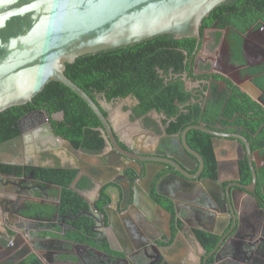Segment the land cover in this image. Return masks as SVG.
<instances>
[{"label":"flooded vegetation","instance_id":"1","mask_svg":"<svg viewBox=\"0 0 264 264\" xmlns=\"http://www.w3.org/2000/svg\"><path fill=\"white\" fill-rule=\"evenodd\" d=\"M263 25L264 23L259 20L242 33L231 26L218 28L216 26V22H214L212 25L205 27L202 30L201 40L199 43L196 41L195 50L192 57L188 61V69L180 74L186 89L190 90L192 95L195 97V99L191 101L196 100L198 102H202L203 104L209 94V87L211 83L216 84L219 91H228L230 88L228 83L229 81L231 85L235 86L240 91L244 93H246L244 90L251 92L254 95L253 98L249 94H246L264 108V88L261 86H264ZM238 40L239 47L236 52L234 46H236ZM213 75H218L221 78L214 80ZM259 79L260 82L258 83ZM131 98L133 97H130V99ZM108 103L110 102H107L104 99L99 100L100 106L106 110V116H108L111 121L109 110L105 107V104L107 105ZM41 111H43V113L33 110L22 116L20 118L21 129L23 131H27L38 123H49L46 112L44 110ZM151 112L147 113V115ZM53 117L61 119L62 115L61 113H56ZM140 118L144 120L143 117ZM130 119L134 120L139 118H131L130 116ZM163 126L165 132V125L163 124ZM115 134L123 148H126L127 144H131L124 143L116 132ZM165 135L169 134L165 133ZM218 145L220 148V155L223 154L224 157L221 158V161H219L218 156L215 154L218 177L216 178L218 179V184H220L219 180L221 181V187H216L215 183H211V180L213 179L201 176L203 168L197 179L183 182L182 180L171 176L170 173L174 171L171 167H167L162 174L156 176L153 181H150L145 190L140 187L139 183L143 180V176L136 175L131 169H126L124 171L125 178L112 179L111 176L110 180H106L109 176V169L103 162L100 155L103 153L107 155L105 153L107 151L105 149L107 144L99 154H90L77 149L80 153L88 155L89 159L97 158V160L100 161V164L92 166L85 164V162L83 163L85 159H80L78 162L76 159L68 157L70 155H66V150L63 149V151L59 152V157L62 159L60 164L63 166L61 169H74L72 165L76 164L77 169H74L76 170L75 177H77L78 174L81 175L80 180L86 183V188L91 187L92 184L94 187L98 188L96 197L93 199L83 197L75 190V192L86 203L87 207L70 214L59 213V193L57 195V201L53 204H50L52 202L50 200L51 198L46 197L47 188L56 185L44 183L34 177L35 170L37 168L50 167L35 166V164H37V160L31 153L25 152L24 155L19 153L17 158L14 157L11 152L1 153L0 215H3V219H1V223L3 224L0 225V228H2L3 231H0V264H18L24 257L23 255L30 250L31 246L22 244V240L16 236L17 232L11 230L10 226H15L17 222H11L7 217L8 213L5 211V208L9 206L13 212L16 211L13 214V217H19V215L28 214L27 208L30 203L45 206L50 205L55 207V211L53 210L51 212L49 218L36 216L38 218L35 217L33 219H38V222H26L24 226L21 225L23 228L17 227L19 229L18 231L24 234V231L29 230V228L33 225L38 226L37 228L42 230L44 229L46 233L49 232L48 230H50V232H54L60 240V236H63L62 239H64L62 241H57L56 245L53 243L54 246L48 244L53 251L46 255L45 264H179L176 260H171L166 258V256H163V253L168 251V247L179 233L178 230L182 225H187V227L189 226L194 231L196 238L204 248V242L207 240L210 241L211 237H216L214 246L209 251L206 250V248L205 251H203L200 249L199 244L195 241V239L193 240L191 236L189 237L188 234L190 233L187 231L180 232L186 235L189 242H191L192 247L196 246L201 250V254L197 258V264L203 263L204 258L207 257L208 254L216 247L221 238L223 241L221 243L218 256L221 264H264V199L260 195L264 194V189H260L261 192H258V176L254 192L252 194H249L243 188L238 187H249L251 184V181L246 184L241 181L240 162L246 160L248 163L246 147L242 143H232V140L224 139L223 141H220ZM26 149H29V147L26 146ZM12 150L16 151V148L13 147ZM21 151L25 150L21 149ZM251 153L256 174L258 175L260 173H257V171L258 169L264 168V163L258 166L254 157L258 156L261 160V158H264V154H260L258 151H251ZM198 168L199 163H196L195 170L190 173L193 174ZM165 177L170 179L174 178V181H177V184L184 190L189 189L186 187L192 184L210 181L212 189L205 192V195L207 196L206 198L209 200V203L206 204V209L192 214L183 213L181 210H178L176 200L171 198L166 191L160 188L159 182ZM103 181L105 182L102 183ZM134 183L135 185H133ZM116 186L120 189L119 195L113 188ZM56 187L60 189L59 186ZM134 187L135 191L133 193ZM226 189L232 193V195H230L233 199L231 208H229L226 203L222 205L220 202L222 198L224 199ZM106 190L110 191L111 197L106 193ZM121 190L122 193L125 194L124 198H122L120 194ZM241 194L246 195V198L238 204L239 196ZM147 197L154 200L156 202V205L154 206L159 208L163 213L155 215L152 211V219L154 220L152 221V219H150L151 221L149 224H146L155 225L156 219H160L163 225L165 224L166 228L165 233L163 234L165 238L162 236L164 238L162 239L163 241H159L160 239L158 240L159 237H156L155 233L147 232L145 236L146 238L143 236V240H134L132 249L123 250L124 254L111 249L109 243L107 242L109 238L107 235V229L113 228L115 224L113 217H115V219L120 218L122 220L128 218V216L131 215L130 212H133V210H137L141 207L142 202L151 203L148 201ZM155 197L160 199L159 202L155 199ZM100 201L104 202L102 203L101 208L98 209L96 204ZM168 201L171 203L172 211H169L170 209L166 208L164 205ZM255 203L258 206H256ZM213 207H215L216 210H213ZM20 211L24 214H21ZM82 211H86L87 213L83 215L84 217H88L92 220L89 228L91 235H84L83 233V236L90 239L93 244L81 243L71 237L73 231L72 229L74 228L71 221L77 219L78 217L74 218V216ZM165 211L169 214L165 213ZM215 214H220L219 218L221 223L219 222L207 225L206 220L214 217ZM27 217L32 218L29 216ZM246 217L247 219H251L253 222L251 229H245L242 235L239 233L237 234V237H235L236 225L239 222L242 223ZM92 218L97 219V224ZM206 230H209L210 233ZM211 230L217 235L211 234ZM199 234H201L200 236L202 238L199 237ZM50 242L52 241H46V244ZM8 243H10V246L6 247ZM44 243H40V245ZM102 244L106 247H101ZM19 245L20 248H17ZM74 245L77 246V248L73 247ZM83 245V250H80L79 248ZM186 248H188L186 245L180 246L179 250H186ZM59 252L61 253L60 260L57 259ZM210 260L211 258L209 257L207 262ZM21 264H28L27 259H24Z\"/></svg>","mask_w":264,"mask_h":264},{"label":"water","instance_id":"2","mask_svg":"<svg viewBox=\"0 0 264 264\" xmlns=\"http://www.w3.org/2000/svg\"><path fill=\"white\" fill-rule=\"evenodd\" d=\"M227 1L230 0H0V112L32 101L50 81L59 82L77 94L102 125L101 133L106 140L107 155L103 153L100 156L109 169L107 181L111 176L112 179L125 178L126 169L153 181L167 167L174 171L170 173L171 176L183 182L197 179L203 168V159L186 142V133L196 129L212 136L216 156L220 151L218 144L224 139L232 140V143L240 142L246 147L252 180L249 187H238L252 194L257 174L252 153L243 136L213 131L203 125H189L179 135L160 137V143L163 144H156L148 151L140 149L135 142L123 148L102 107L65 75L66 64L72 63L80 56L132 45L155 36L195 38L199 43L203 19L208 17L215 7ZM244 91L253 97L249 91ZM36 111L43 113L41 110ZM20 122L21 119L18 120L20 133L0 143V154L11 152L17 158L19 153H31L37 160L35 166L55 169L63 168L60 164L62 159L59 157V152L63 149L66 150V155H70L68 157L78 162L80 159H88V155L77 151L69 141L57 137L49 123L41 122L23 131ZM165 141L170 144H165ZM26 146L29 149H26ZM13 147L16 151L12 150ZM196 163H199V168L191 174ZM72 167L77 169L76 164ZM217 178L211 181L218 183ZM113 188L119 195L120 189L117 186ZM230 192L226 189L224 199L220 200L222 205L226 203L229 208L233 202ZM106 193L111 197L110 191L106 190ZM120 194L122 198L125 197L122 190ZM147 198L156 205L154 200ZM214 209L216 210L215 207ZM5 211L8 213L7 217L14 216L16 212L9 206ZM165 213L169 214L166 211ZM85 214L86 211H82L74 218ZM19 217L21 219L15 224L18 228H23L26 222L39 221L33 219L35 217L28 218L26 214ZM92 219L97 224V219ZM252 224V220L247 217L242 223L239 222L236 225L235 237L239 233L242 235L245 229L250 230ZM37 227L32 225L24 234L16 233L22 244L31 246L18 264L23 263L24 259H27L28 264L46 263L41 260L37 250L38 244L47 240V236H43V230ZM183 231L190 233L200 249L205 251L189 226L182 225L178 232ZM206 231L210 233L209 230ZM211 234L217 235L212 230ZM222 241L221 238L202 264H221L218 256ZM9 246L10 243L6 245ZM209 257L211 260L207 262Z\"/></svg>","mask_w":264,"mask_h":264},{"label":"trees","instance_id":"3","mask_svg":"<svg viewBox=\"0 0 264 264\" xmlns=\"http://www.w3.org/2000/svg\"><path fill=\"white\" fill-rule=\"evenodd\" d=\"M259 20L264 23V0H230L215 7L203 19L200 30L202 33L205 27L216 22L218 28L231 26L243 33ZM238 45L239 40L233 47L236 52ZM195 47V38L155 36L132 45L80 56L66 64L65 75L98 105L100 99L112 102L127 97L135 98L137 104L132 107L131 118L145 119L147 113L156 111L164 116L162 122L166 134H180L189 125H203L213 131L238 133L247 140L251 151L264 154V108L246 93L229 81L228 91H219L218 86L211 83L203 104L191 101L195 97L186 89L180 74L188 69V61ZM220 78L213 75L214 80ZM33 110H44L53 133L69 141L75 149L99 154L105 148L106 140L98 118L77 94L55 81L46 84L32 101L0 112V143L17 136L20 133L18 120ZM102 111L106 116V110L102 108ZM56 113H62V118H54ZM186 142L203 158L201 176L216 179L217 160L212 136L191 129L186 133ZM257 173H260L257 175L260 193V189H264V168L258 169ZM240 174L243 183L251 181L246 160L240 162ZM75 176L76 170L70 168H37L34 174L36 179L60 187V214L75 213L87 207L83 199L70 188ZM83 184L86 185L85 182ZM260 195L264 199V194ZM155 199L158 202L160 200L157 197ZM103 202H98L96 207L100 209ZM164 205L172 211L169 201ZM53 210L55 207L50 205L30 203L26 215L49 218ZM71 223L74 226L72 239L93 244L83 236V233L91 235L90 218L80 216ZM215 238L204 242L206 250L214 246ZM101 247L106 246L102 244Z\"/></svg>","mask_w":264,"mask_h":264},{"label":"crops","instance_id":"4","mask_svg":"<svg viewBox=\"0 0 264 264\" xmlns=\"http://www.w3.org/2000/svg\"><path fill=\"white\" fill-rule=\"evenodd\" d=\"M253 88V87H252ZM251 93V92H250ZM252 94V93H251ZM253 95V94H252ZM251 96V95H250ZM254 96V95H253ZM252 97V96H251ZM253 98V97H252ZM126 99V98H125ZM130 99V97H128ZM123 100V99H119ZM131 103L127 106L126 103L120 105V106H110L107 107L105 104V107L109 110V116L112 121L113 129L114 131L120 136L121 140L124 143H134L136 146H138L140 149L148 151L151 148H154L155 145H159L160 137H163L165 135L164 132V126L162 123L163 116L156 111L151 112L149 115L146 116L144 120L142 118L131 120L130 116L132 115V107L136 105L137 101L132 98L130 99ZM126 107V110L123 108ZM144 118V117H143ZM165 144H170L168 141H165ZM173 143V140H172ZM163 144V143H162ZM161 144V145H162ZM221 158L223 157V154L220 155V151L218 152V159L221 161ZM254 160L258 164V166L262 165L264 163V158L260 160L258 156L254 157ZM88 164L89 166L100 164V161L97 160V158H91V159H85L83 163ZM81 175H77L75 179L70 184V187L75 191L79 192L80 195L83 197L93 199L96 197L97 194V187H94L92 184L91 187H87V185L83 184L84 182L80 180ZM151 178L144 177L143 180H141L140 187L145 190L147 188L148 184L150 183ZM223 180V179H222ZM213 181H211L212 183ZM177 181H174L170 178H162L159 182L160 188L166 191L171 198L176 200L177 209L181 210L183 213H196L200 212L206 209V204L209 203V200H207V196L205 195V192L207 190H211L212 184L210 181L208 182H199L197 184H192L186 188L189 189H181V186L177 184ZM214 183V182H213ZM219 183H215L216 187H221L222 183L219 180ZM218 185V186H217ZM59 188L56 186H52L47 188L46 197L51 198L52 201L50 204H53L57 201V195L59 193ZM246 198V195L241 194L239 196V203ZM154 207V208H152ZM114 208V206H113ZM152 211L154 214H161L163 213L159 208H156L153 204L142 202L141 207H139L137 210H133V212H130L131 215L128 216V218L125 219H115L114 218V226L111 229H107V235H108V243L111 249L115 250L118 253L124 254L123 250L132 249L133 247V241L134 240H143V236H146L147 232H153L155 233L156 237H159V241H163L162 239L165 238L163 234L165 233V224L163 225L162 221L160 219H156L155 225H147L151 221L150 219L153 218ZM21 214H24L22 211H20ZM3 215H0V225L1 219ZM219 215H216L212 218H209L206 220V224H214V223H221ZM11 222H18L21 218L20 217H8ZM145 219V220H144ZM154 219H152L153 221ZM3 221V220H2ZM145 221V224H144ZM143 222V223H142ZM5 224V223H4ZM40 225V224H39ZM192 226V225H191ZM12 231L19 232L18 228L15 226H10ZM0 231L2 232L3 229L0 228ZM45 232L44 229L41 231L43 233V236H47L43 240L44 243L42 245H38L39 249L37 250L38 255L40 256L41 260L45 261L46 255L53 251V249L48 245L51 244V246L56 245L57 241H62L64 239L63 236H60L61 240L58 239V236L54 232ZM0 232V233H1ZM20 233V232H19ZM190 237V234H188ZM5 236V235H4ZM34 236V235H33ZM164 238H163V237ZM25 238V235H23ZM146 238V237H145ZM167 238V237H166ZM46 241H52L50 243L46 244ZM66 241V240H65ZM67 242V241H66ZM54 243V244H53ZM69 243V242H67ZM47 245V246H45ZM186 245L188 248L186 250H179L180 246ZM189 245V246H188ZM76 247L77 246H73ZM20 248V245L17 247ZM84 245L80 247V250H83ZM78 250V249H77ZM197 251V253H196ZM130 253V252H128ZM58 254V253H57ZM60 252L57 257L58 260H60ZM162 254V253H161ZM201 254V250L197 248L196 246L192 247L191 242H189L188 238L183 233H178L175 239H173L171 245L168 247V251L163 253V256H166V258H169L171 260H176L179 262V264H197V258Z\"/></svg>","mask_w":264,"mask_h":264},{"label":"rangeland","instance_id":"5","mask_svg":"<svg viewBox=\"0 0 264 264\" xmlns=\"http://www.w3.org/2000/svg\"><path fill=\"white\" fill-rule=\"evenodd\" d=\"M189 88V87H188ZM132 99V98H131ZM126 103L127 106L130 105L131 101L130 99L126 98V99H123V100H115V101H112L110 103H108L107 107H110V106H120L122 104ZM125 110H126V107H123Z\"/></svg>","mask_w":264,"mask_h":264},{"label":"bare ground","instance_id":"6","mask_svg":"<svg viewBox=\"0 0 264 264\" xmlns=\"http://www.w3.org/2000/svg\"><path fill=\"white\" fill-rule=\"evenodd\" d=\"M77 233V232H76Z\"/></svg>","mask_w":264,"mask_h":264}]
</instances>
